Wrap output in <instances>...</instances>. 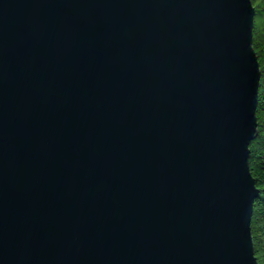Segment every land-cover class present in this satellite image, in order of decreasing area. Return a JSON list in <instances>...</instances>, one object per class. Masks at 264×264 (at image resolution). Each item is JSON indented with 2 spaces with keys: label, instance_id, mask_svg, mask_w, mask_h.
I'll return each instance as SVG.
<instances>
[{
  "label": "water",
  "instance_id": "water-1",
  "mask_svg": "<svg viewBox=\"0 0 264 264\" xmlns=\"http://www.w3.org/2000/svg\"><path fill=\"white\" fill-rule=\"evenodd\" d=\"M251 0H0V264H257Z\"/></svg>",
  "mask_w": 264,
  "mask_h": 264
},
{
  "label": "trees",
  "instance_id": "trees-1",
  "mask_svg": "<svg viewBox=\"0 0 264 264\" xmlns=\"http://www.w3.org/2000/svg\"><path fill=\"white\" fill-rule=\"evenodd\" d=\"M255 9L252 48L260 70L255 117L257 135L249 146V171L258 196L253 203L251 237L257 264H264V0H251Z\"/></svg>",
  "mask_w": 264,
  "mask_h": 264
}]
</instances>
